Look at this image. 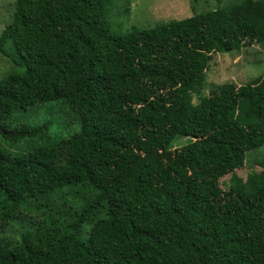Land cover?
Listing matches in <instances>:
<instances>
[{"label":"trees","instance_id":"obj_1","mask_svg":"<svg viewBox=\"0 0 264 264\" xmlns=\"http://www.w3.org/2000/svg\"><path fill=\"white\" fill-rule=\"evenodd\" d=\"M113 1L15 0L6 18L0 132L26 146L0 148V264H264V160L238 174L264 144V74L202 94L213 54L264 46V0L125 36ZM50 102L78 133L4 126Z\"/></svg>","mask_w":264,"mask_h":264},{"label":"rangeland","instance_id":"obj_2","mask_svg":"<svg viewBox=\"0 0 264 264\" xmlns=\"http://www.w3.org/2000/svg\"><path fill=\"white\" fill-rule=\"evenodd\" d=\"M15 0H0V34L9 23L6 18L13 11ZM239 0H114L108 16L109 31L115 36H125L132 29H146L158 24H165L171 20H181L204 13L209 10L224 8ZM10 43L5 49L9 52ZM11 68L10 63L0 56V75H4ZM264 74V46L252 44L240 51L225 54L215 53L211 57L209 69L205 76V89L202 94L208 95L213 86L225 83L244 85L259 75ZM197 97L194 96V101ZM27 123L35 127L49 123L51 132L60 133L68 137L80 131V123L72 116L61 102H50L29 108L26 112H18L4 122V126L14 128L19 124ZM190 140L189 137L176 138L172 144L180 147ZM26 142L17 145L4 140L0 132V148L12 153L22 152ZM264 160V144L252 150L246 156L244 169L238 174L245 180L253 177L255 162ZM254 171V170H253ZM78 201V200H76ZM79 200L78 202H80ZM78 206L77 203L73 207ZM16 226L10 223L8 226ZM88 226L85 225L79 233V238L87 237ZM7 235V234H6Z\"/></svg>","mask_w":264,"mask_h":264}]
</instances>
